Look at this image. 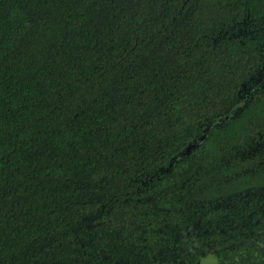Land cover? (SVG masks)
<instances>
[{
	"label": "trees",
	"instance_id": "1",
	"mask_svg": "<svg viewBox=\"0 0 264 264\" xmlns=\"http://www.w3.org/2000/svg\"><path fill=\"white\" fill-rule=\"evenodd\" d=\"M172 241H264V0H0V264Z\"/></svg>",
	"mask_w": 264,
	"mask_h": 264
},
{
	"label": "flooded vegetation",
	"instance_id": "2",
	"mask_svg": "<svg viewBox=\"0 0 264 264\" xmlns=\"http://www.w3.org/2000/svg\"><path fill=\"white\" fill-rule=\"evenodd\" d=\"M171 246L159 250L161 256L146 257L147 264H264V241L251 243L241 248H228L221 253L212 246L200 249L188 242H166Z\"/></svg>",
	"mask_w": 264,
	"mask_h": 264
},
{
	"label": "water",
	"instance_id": "3",
	"mask_svg": "<svg viewBox=\"0 0 264 264\" xmlns=\"http://www.w3.org/2000/svg\"><path fill=\"white\" fill-rule=\"evenodd\" d=\"M194 146H195V144L190 145V146L187 148V152H190V151L193 149Z\"/></svg>",
	"mask_w": 264,
	"mask_h": 264
}]
</instances>
